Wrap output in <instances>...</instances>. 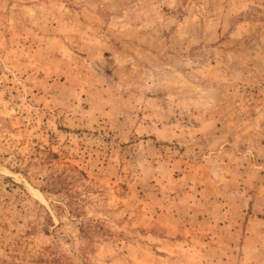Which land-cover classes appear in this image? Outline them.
I'll use <instances>...</instances> for the list:
<instances>
[{
	"label": "rangeland",
	"instance_id": "obj_1",
	"mask_svg": "<svg viewBox=\"0 0 264 264\" xmlns=\"http://www.w3.org/2000/svg\"><path fill=\"white\" fill-rule=\"evenodd\" d=\"M0 264H264V0H0Z\"/></svg>",
	"mask_w": 264,
	"mask_h": 264
}]
</instances>
